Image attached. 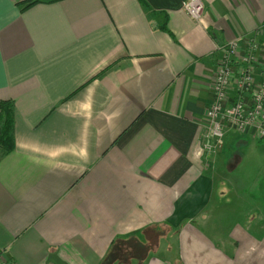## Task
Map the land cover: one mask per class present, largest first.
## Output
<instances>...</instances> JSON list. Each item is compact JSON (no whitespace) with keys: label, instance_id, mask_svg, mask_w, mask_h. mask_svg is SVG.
Masks as SVG:
<instances>
[{"label":"crops","instance_id":"0c3cea01","mask_svg":"<svg viewBox=\"0 0 264 264\" xmlns=\"http://www.w3.org/2000/svg\"><path fill=\"white\" fill-rule=\"evenodd\" d=\"M23 1L0 0V260L102 264L133 239L129 264H264L262 205L224 172L264 138L202 146L218 47L261 35L264 0H202L198 22L183 0Z\"/></svg>","mask_w":264,"mask_h":264},{"label":"built area","instance_id":"2783aa9c","mask_svg":"<svg viewBox=\"0 0 264 264\" xmlns=\"http://www.w3.org/2000/svg\"><path fill=\"white\" fill-rule=\"evenodd\" d=\"M182 9L197 22L204 14L202 0H183ZM260 34L262 38L258 41L247 37L218 47L222 55L213 77V101L206 110L208 128L202 145L209 154L222 146L229 130L264 138V23ZM239 42L244 49L242 56L237 54ZM254 71L260 75L258 80L254 78ZM233 77L230 97L228 88ZM0 264L10 263L0 260Z\"/></svg>","mask_w":264,"mask_h":264},{"label":"rangeland","instance_id":"374dc122","mask_svg":"<svg viewBox=\"0 0 264 264\" xmlns=\"http://www.w3.org/2000/svg\"><path fill=\"white\" fill-rule=\"evenodd\" d=\"M259 36L260 38H258ZM259 36L256 38L257 41L261 40L262 38L261 35ZM227 150L229 151L230 155H228L226 166H229L234 162V155L240 156L241 163L238 165V169L236 170V172L232 173L228 172L227 170L223 171L226 175H228V178L230 179V181H232V184H239V182L240 184H244L245 187L239 190V192H242V194L246 195L248 202L249 198L255 199V202L258 201L259 204L262 205L261 211H263L264 213V143L257 142L245 137H239L237 138L235 144L227 146ZM235 176L238 177L240 181H234ZM219 178L220 177H218V179ZM235 190L234 188L232 189V191ZM236 203H239L242 208L244 207L243 205H245L242 199H236L235 197L229 196L227 200L228 206L226 209L231 212ZM246 205L247 207H250V204ZM226 213L228 212L226 211ZM261 221L264 222L263 219ZM228 223L230 224V222H227V224ZM167 257L173 258V254H168Z\"/></svg>","mask_w":264,"mask_h":264},{"label":"trees","instance_id":"16d2710c","mask_svg":"<svg viewBox=\"0 0 264 264\" xmlns=\"http://www.w3.org/2000/svg\"><path fill=\"white\" fill-rule=\"evenodd\" d=\"M37 1L26 0L22 3L24 6H29ZM139 2L145 4L144 0H139ZM13 121L12 102L9 100L0 101V150L2 154L9 153L14 149ZM132 241L133 239H116L112 243L102 264H129V261L133 258V251L126 252L125 247L132 249L134 247Z\"/></svg>","mask_w":264,"mask_h":264}]
</instances>
